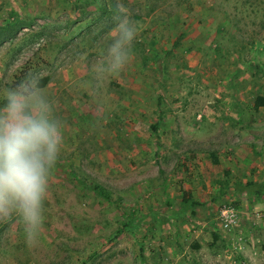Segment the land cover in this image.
I'll return each mask as SVG.
<instances>
[{"label":"rangeland","instance_id":"rangeland-1","mask_svg":"<svg viewBox=\"0 0 264 264\" xmlns=\"http://www.w3.org/2000/svg\"><path fill=\"white\" fill-rule=\"evenodd\" d=\"M118 11L134 58L93 92ZM29 73L65 143L39 235L0 221V264H264V190L238 189L264 182V0H0V91Z\"/></svg>","mask_w":264,"mask_h":264},{"label":"clouds","instance_id":"clouds-1","mask_svg":"<svg viewBox=\"0 0 264 264\" xmlns=\"http://www.w3.org/2000/svg\"><path fill=\"white\" fill-rule=\"evenodd\" d=\"M116 24L85 86L96 92L107 77L118 76L134 58L139 26L126 12ZM65 143L63 123L38 74H26L0 91V221L13 217L32 244L44 222L51 173Z\"/></svg>","mask_w":264,"mask_h":264},{"label":"built area","instance_id":"built-area-1","mask_svg":"<svg viewBox=\"0 0 264 264\" xmlns=\"http://www.w3.org/2000/svg\"><path fill=\"white\" fill-rule=\"evenodd\" d=\"M236 213L233 206L223 204L217 211L216 220L223 229H229L238 223Z\"/></svg>","mask_w":264,"mask_h":264},{"label":"trees","instance_id":"trees-1","mask_svg":"<svg viewBox=\"0 0 264 264\" xmlns=\"http://www.w3.org/2000/svg\"><path fill=\"white\" fill-rule=\"evenodd\" d=\"M17 82H19V81H17ZM41 82H42V86L44 87L48 83V77H42ZM263 105H264V97H258L256 100V106H263ZM240 188H243V191H245L248 194H253L254 192L260 193L261 191L264 190V182H262V183L248 182L243 187H240ZM198 248H199V246L197 244L193 245V249H198Z\"/></svg>","mask_w":264,"mask_h":264},{"label":"crops","instance_id":"crops-1","mask_svg":"<svg viewBox=\"0 0 264 264\" xmlns=\"http://www.w3.org/2000/svg\"><path fill=\"white\" fill-rule=\"evenodd\" d=\"M215 161H216V160H215ZM196 173H197V175H199V174H200L199 170H197ZM204 173H205V171L203 170V171L201 172V174H204ZM197 178H198V177H197ZM204 178H205V177L203 176V179H204ZM251 183H252V182H251ZM245 184H246V183H245ZM245 184H244V185H245ZM244 185H243V186H244ZM243 186H239L238 189H239L240 187H243ZM196 187H197V188H200L201 186H198V185H197ZM241 190L243 191V188H242ZM216 214H217V213H216Z\"/></svg>","mask_w":264,"mask_h":264}]
</instances>
